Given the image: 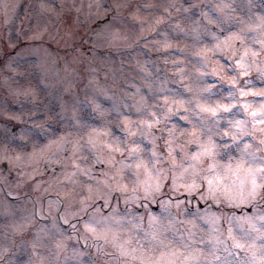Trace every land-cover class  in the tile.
<instances>
[{"label":"clouds","instance_id":"clouds-1","mask_svg":"<svg viewBox=\"0 0 264 264\" xmlns=\"http://www.w3.org/2000/svg\"><path fill=\"white\" fill-rule=\"evenodd\" d=\"M0 264H264V0H0Z\"/></svg>","mask_w":264,"mask_h":264}]
</instances>
